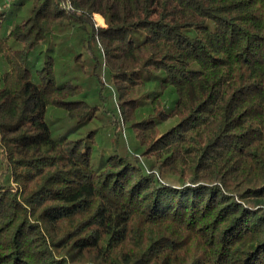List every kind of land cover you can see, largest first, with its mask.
Wrapping results in <instances>:
<instances>
[{"label":"trees","instance_id":"1","mask_svg":"<svg viewBox=\"0 0 264 264\" xmlns=\"http://www.w3.org/2000/svg\"><path fill=\"white\" fill-rule=\"evenodd\" d=\"M6 14L0 264H264V0H33L11 27ZM59 30L91 56L100 45L137 140L99 171L93 131L55 137L45 118L79 127L98 111L57 84L53 57L34 66ZM140 89L149 114L134 121Z\"/></svg>","mask_w":264,"mask_h":264},{"label":"rangeland","instance_id":"2","mask_svg":"<svg viewBox=\"0 0 264 264\" xmlns=\"http://www.w3.org/2000/svg\"><path fill=\"white\" fill-rule=\"evenodd\" d=\"M31 0H26L23 6L16 8L11 16L6 10V19L2 24H7L11 27L17 21L27 17L31 9ZM93 20L96 27H105L104 19L98 15H93ZM54 50H44L38 55L37 66L40 61L43 63L46 56L54 58V74L58 85H63L66 82L78 84L82 91L81 94L74 100H84L92 106H97L98 111L93 121L79 127H75L74 122L69 120L65 114L58 109L49 108L46 113V121L52 129V134L55 137L67 136L68 138L84 137L89 131L94 133V144L92 145V168L99 171L112 153V148L117 145L120 151L129 149L132 150L137 146V140L133 130L129 127V123L125 122L122 109L118 103V95L113 82L108 77V68L104 64V60L99 53L100 45L97 43L93 47V56L88 54L78 44L79 38L74 31L59 30L54 33ZM77 53L81 54L77 61L74 59ZM94 55L96 59L94 58ZM80 60V61H79ZM40 63V65H41ZM39 67V66H38ZM3 63L0 61V73L3 71ZM146 90L140 89L136 94L131 95L138 100L140 105L134 121H140L149 114V106L144 99ZM171 100V98H169ZM171 101L167 108L172 106ZM167 125L170 123L166 122ZM74 128V130L72 129ZM163 129V126H160ZM2 154L0 153V162ZM0 166V174L2 173Z\"/></svg>","mask_w":264,"mask_h":264},{"label":"built area","instance_id":"3","mask_svg":"<svg viewBox=\"0 0 264 264\" xmlns=\"http://www.w3.org/2000/svg\"><path fill=\"white\" fill-rule=\"evenodd\" d=\"M12 4L13 0H0V12L10 9Z\"/></svg>","mask_w":264,"mask_h":264},{"label":"crops","instance_id":"4","mask_svg":"<svg viewBox=\"0 0 264 264\" xmlns=\"http://www.w3.org/2000/svg\"><path fill=\"white\" fill-rule=\"evenodd\" d=\"M26 2V0H24ZM23 1V2H24ZM33 0H31V4H32ZM20 3V0H13V4H12V7H11V11H9V14H13L12 11H14L16 8H18V4Z\"/></svg>","mask_w":264,"mask_h":264}]
</instances>
